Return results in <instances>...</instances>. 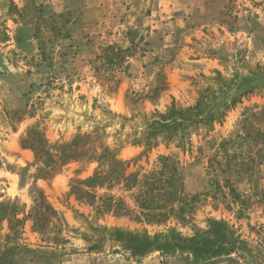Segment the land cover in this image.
Masks as SVG:
<instances>
[{
  "label": "rangeland",
  "instance_id": "1",
  "mask_svg": "<svg viewBox=\"0 0 264 264\" xmlns=\"http://www.w3.org/2000/svg\"><path fill=\"white\" fill-rule=\"evenodd\" d=\"M238 96L210 127L148 137L156 112ZM95 174V197H78ZM171 176L174 187L154 183ZM151 188L193 199L156 222L138 202ZM35 191L59 220L48 238L27 218ZM3 202L22 208L16 240L35 252L14 251L15 264H264V0H0ZM209 219L227 225L234 253L137 258L109 236L189 237Z\"/></svg>",
  "mask_w": 264,
  "mask_h": 264
},
{
  "label": "trees",
  "instance_id": "2",
  "mask_svg": "<svg viewBox=\"0 0 264 264\" xmlns=\"http://www.w3.org/2000/svg\"><path fill=\"white\" fill-rule=\"evenodd\" d=\"M11 4V3H9ZM10 6V5H9ZM250 78V77H249ZM246 84H249L251 78H244ZM252 89L245 90L242 95L251 93ZM241 96V95H240ZM240 96L234 97L229 103H221L220 106L215 107L214 99L212 101L198 100L194 106L182 108L171 106L164 113L156 112L151 115L150 121L147 123L148 137L156 139L157 137L171 139L178 135L181 139L189 134L190 131L198 127H210L215 122L225 115V112L233 107L240 99ZM202 99V98H201ZM41 152L45 149V143L39 140ZM37 153H39L36 150ZM47 159L51 154L45 151ZM103 155L109 157L112 164L121 165L120 161L115 160L111 153L104 150ZM49 156V157H48ZM102 157V156H101ZM170 161L169 157H160L159 163L162 165L160 174L166 172V163ZM99 174H95L90 178L82 189H79V196H85L88 200L95 197L91 193V189L99 182ZM161 180V179H160ZM159 179L154 183L164 182L168 188L174 187L177 179L175 177H165L160 181ZM154 189L145 191L141 195L139 205L142 209H147L151 220L156 222H165L171 214H179L182 208L187 205L193 198H188L177 190L164 191L161 196L153 193ZM33 197V205L27 218L32 222V228L41 237L48 238L49 231L56 228L58 219L56 212L49 207L44 201V196L40 191H35ZM139 197V196H138ZM110 211V205H100L96 210ZM160 209V211H159ZM22 208L17 207L14 203L3 202L0 203V264H15L14 251L21 253H35L26 245L21 244L16 239L18 238L24 219L18 218L22 214ZM55 220L54 223L52 220ZM7 222V233L1 235L2 223ZM109 236L112 241L120 244L123 249L128 251L133 257L142 258L153 252L172 253L181 252L191 255L194 262H206L217 259L219 257L229 256L234 253L236 249V241L228 229L227 225L221 221L209 219L207 221V229L204 231H197L192 236L185 237L174 229H170L165 233H157L153 236L145 232L134 233L122 231L119 229H112L109 231Z\"/></svg>",
  "mask_w": 264,
  "mask_h": 264
}]
</instances>
